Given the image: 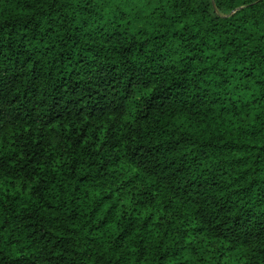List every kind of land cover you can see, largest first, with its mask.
Here are the masks:
<instances>
[{"label":"trees","instance_id":"trees-1","mask_svg":"<svg viewBox=\"0 0 264 264\" xmlns=\"http://www.w3.org/2000/svg\"><path fill=\"white\" fill-rule=\"evenodd\" d=\"M0 264H264V0H0Z\"/></svg>","mask_w":264,"mask_h":264}]
</instances>
